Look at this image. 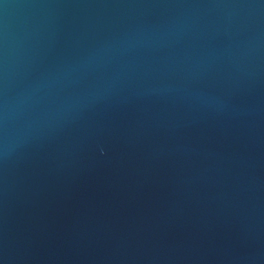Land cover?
<instances>
[{
	"label": "water",
	"instance_id": "95a60500",
	"mask_svg": "<svg viewBox=\"0 0 264 264\" xmlns=\"http://www.w3.org/2000/svg\"><path fill=\"white\" fill-rule=\"evenodd\" d=\"M0 264H264V0H0Z\"/></svg>",
	"mask_w": 264,
	"mask_h": 264
}]
</instances>
